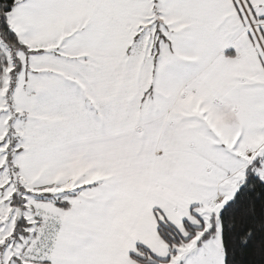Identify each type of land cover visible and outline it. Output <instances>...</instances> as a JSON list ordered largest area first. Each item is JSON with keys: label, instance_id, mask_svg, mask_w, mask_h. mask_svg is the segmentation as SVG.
<instances>
[{"label": "snow or ice", "instance_id": "obj_1", "mask_svg": "<svg viewBox=\"0 0 264 264\" xmlns=\"http://www.w3.org/2000/svg\"><path fill=\"white\" fill-rule=\"evenodd\" d=\"M0 264H264V0H0Z\"/></svg>", "mask_w": 264, "mask_h": 264}]
</instances>
